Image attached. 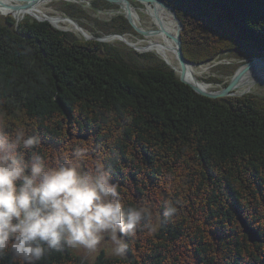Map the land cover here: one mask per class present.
<instances>
[{
	"label": "trees",
	"instance_id": "16d2710c",
	"mask_svg": "<svg viewBox=\"0 0 264 264\" xmlns=\"http://www.w3.org/2000/svg\"><path fill=\"white\" fill-rule=\"evenodd\" d=\"M165 1L190 62L264 52V0ZM116 21L120 33L131 26ZM19 129L39 136L32 151L49 160L81 146L101 158L128 203L152 205L157 226L138 228L123 257L103 248L83 259L65 246L37 264H264V96L202 95L164 63L138 67L107 42L0 15V138ZM168 200L180 201L173 217L163 215ZM0 264L17 262L9 253Z\"/></svg>",
	"mask_w": 264,
	"mask_h": 264
},
{
	"label": "clouds",
	"instance_id": "9594fccd",
	"mask_svg": "<svg viewBox=\"0 0 264 264\" xmlns=\"http://www.w3.org/2000/svg\"><path fill=\"white\" fill-rule=\"evenodd\" d=\"M39 144L24 129L0 138V256L37 264L65 246L97 252L108 237L113 255L123 257L138 228L156 231L152 205L128 203L101 158L90 160L81 146L63 161L49 160L32 151ZM179 204L165 201L164 217L177 215Z\"/></svg>",
	"mask_w": 264,
	"mask_h": 264
},
{
	"label": "rangeland",
	"instance_id": "374dc122",
	"mask_svg": "<svg viewBox=\"0 0 264 264\" xmlns=\"http://www.w3.org/2000/svg\"><path fill=\"white\" fill-rule=\"evenodd\" d=\"M133 2L136 1L133 0ZM44 9L47 12H49L51 15H64V16H68L67 18H71L69 14H71L73 9H75L74 10L75 13L73 14L74 17L72 18L75 19V21H77L81 26H83L85 29H87L90 32L91 35L88 38H92L93 36H97V35L99 36L110 35V37H105L104 42L109 43L110 46H112L116 50V52L129 63H132L138 67H145V68L160 66L163 63L168 67H170V65L167 64L166 61L156 52L154 51L142 52L134 47V44L142 40L145 35H142L141 33L137 32L132 26H130L128 29H125L123 33L117 31L118 28L115 27V23H117V21L115 22V19H117L118 16L120 15L125 17L124 11L121 10L119 4L110 3L105 0H54L47 3V5L45 4ZM0 15H3V17H7L8 15L14 16L11 13H1V12ZM28 17L36 18L29 14L24 18H28ZM14 18L16 19L15 16ZM146 21L147 20L144 18L142 23L143 26L144 23L147 24ZM55 26L60 27L57 25ZM62 26H68V25L62 23ZM60 28L74 34L79 38H83V39L86 38V36H83L81 33L77 32V29L70 28L67 30L64 29L63 27ZM115 33L124 34L125 36L128 37L130 41L133 42V43L130 42L133 45L125 42L127 41L126 39L123 40L116 39L113 41L111 40L107 41V38H111L112 36H117V35H111ZM262 55H264V52L261 51L260 48L254 45L250 46L249 48L224 52L220 54L219 57H217L216 60H214L211 63L208 64L200 63L201 65L210 66V69L204 74H202L200 78L212 84V89H210L209 91L222 90L229 84V82L232 80L234 75L238 72V70L241 67L244 66V64ZM261 61L259 60V62ZM170 69L172 68L170 67ZM188 69H190V67H188ZM214 78H218L221 81H214ZM250 93L264 96V83H258L256 87H254V89L250 92L248 91H244L241 93L233 92V94L228 96H241ZM112 247L113 245L111 240L108 237H106L101 242V246L97 252H89L87 249H84L83 247L75 248V250L78 253L82 254V258L85 257L89 259H94L95 257H97L99 251L103 248L107 249L109 253L113 254Z\"/></svg>",
	"mask_w": 264,
	"mask_h": 264
},
{
	"label": "bare ground",
	"instance_id": "6f19581e",
	"mask_svg": "<svg viewBox=\"0 0 264 264\" xmlns=\"http://www.w3.org/2000/svg\"><path fill=\"white\" fill-rule=\"evenodd\" d=\"M30 1L31 0H0V12L13 14L17 21L22 20L28 14L36 18H49L57 26L63 27L67 30L70 28L77 29V32L81 33L83 36L90 37V32L75 21V19L67 18L68 16L64 15H51L44 9L45 4L47 5V3L54 0H43L36 4L26 6ZM120 1L119 5L121 10L126 11L141 28L143 27L144 29L154 31V33L145 35L142 40L134 44L135 48L142 52H156L166 61L167 64L170 65L179 77L183 75L187 82L202 89H212V84L210 82L204 81L200 78L202 74L210 69V66L189 62L186 70H183L177 57L178 47L175 41L179 35L181 27L169 8L157 0H135L136 2H133V0ZM144 18L148 22L146 21L147 24L144 23L143 26L142 23ZM62 23L67 24L68 26H62ZM116 35L117 36L107 38V41L126 39L127 41L125 42H132L124 34L118 33ZM263 63L264 59L263 61L254 64L253 68L244 74L243 79L234 92H250L258 83H263L259 82V80H264ZM188 67H190V69H188Z\"/></svg>",
	"mask_w": 264,
	"mask_h": 264
},
{
	"label": "water",
	"instance_id": "95a60500",
	"mask_svg": "<svg viewBox=\"0 0 264 264\" xmlns=\"http://www.w3.org/2000/svg\"><path fill=\"white\" fill-rule=\"evenodd\" d=\"M40 1H43V0H31L28 4H26V6L31 5V4H36L37 2H40ZM105 1L110 2V3H115V4H120V2H121L120 0H105ZM157 1L158 2L160 1L161 3H163L167 8H169L173 12L176 20L180 24L181 30L179 31V35H178V37L176 38L175 41H176L177 47H178L177 57H178L179 62L181 63V65L183 67V70L185 71L186 70V67H187V64L190 61L187 60V58L185 57L184 52H183V47H182V29H183V24H182L180 18L178 17L177 12L173 8V6H171L165 0H157ZM124 15L128 19V21L130 22L131 26L137 32L141 33L142 35H149V34L154 33V31H152V30L144 29L143 27L141 28L137 24V22H135V20H133L126 11H124ZM37 20H39V21L48 20V21H50L54 25V23L51 20L46 19V18H37ZM111 35H116V33L115 34H111ZM108 36H110V35L101 36V37L100 36H93L92 38L86 37L85 39H87V40H89V39H97V40H100V41H104L105 40V37H108ZM121 36H124V35H121ZM130 44L133 45L132 43H130ZM263 59H264V55H262L260 57H256L253 60H250L246 64H244V66L241 67L238 70V72L234 75V77L229 82V84L225 88H223L222 90L209 91V90H206V89H202V88H200L198 86H195V85L187 82L184 79L183 75L180 77V79H181V81H183V82L188 83L189 85H191L192 88L196 92H198L199 94L206 95V96H209V97H212V98L225 97V96H228V95L233 94L234 90L237 88V86L239 85V83L243 79L244 74L247 73V72H249L250 69L253 68L254 64H256V63L259 62V60L261 61ZM259 82H263L264 83V80H259ZM240 221H241V224H242V226L244 228V232L248 234V236L250 238V241L251 242H256L257 240H259V238H260L259 232L257 230H255V229H253V227H251L244 218L240 217Z\"/></svg>",
	"mask_w": 264,
	"mask_h": 264
}]
</instances>
